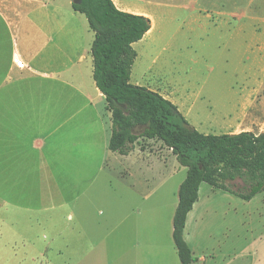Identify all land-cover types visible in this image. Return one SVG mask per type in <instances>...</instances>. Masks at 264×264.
<instances>
[{
	"label": "rangeland",
	"instance_id": "1",
	"mask_svg": "<svg viewBox=\"0 0 264 264\" xmlns=\"http://www.w3.org/2000/svg\"><path fill=\"white\" fill-rule=\"evenodd\" d=\"M115 4L156 21L155 40L146 36L133 46L131 84L171 98L181 114L187 110L182 106L194 102L187 122L199 129L204 126L200 119L207 118L206 100L240 107L250 104L252 110L246 114L223 117L217 123L220 133L264 131L260 107L264 105V0H115ZM56 5L63 19H71L66 13L71 14L75 25L82 24L90 32L87 36L92 35L85 17L73 13L69 0H56ZM30 67L38 70L43 65L35 62ZM65 75L69 79L70 73ZM13 78L22 85H14L12 98L16 103L30 102L22 124L27 134L41 137L44 147L40 164L35 159V163L12 165L9 162L22 153V140L5 129L1 132L0 264H120L133 256L142 264H180L170 232L186 168L172 152L160 141L142 140L137 143L143 151L140 170L138 160L129 165L130 176L126 165H102L110 153L104 101L96 99L90 88L84 98L64 90L54 73L44 76L45 82L15 67ZM21 110L14 108V116H20ZM229 187L244 191L238 179ZM258 196L250 206L255 214L249 219L245 214L243 222L240 208L239 227L233 229L239 238L246 237L248 222L262 221L264 191ZM226 219L217 229L218 243L232 237ZM136 240L140 244L131 250Z\"/></svg>",
	"mask_w": 264,
	"mask_h": 264
},
{
	"label": "crops",
	"instance_id": "2",
	"mask_svg": "<svg viewBox=\"0 0 264 264\" xmlns=\"http://www.w3.org/2000/svg\"><path fill=\"white\" fill-rule=\"evenodd\" d=\"M112 1L116 6L114 0ZM122 6L123 4L121 6H116V8L125 11ZM73 13L77 14L75 12ZM132 14L143 15L151 21L150 30L139 42L142 43L143 40L149 36L155 40L153 35L156 31V21L153 17L140 13ZM62 16L63 12L60 8L58 9L56 0H0V135L5 129L8 135L14 133L15 138L22 140L20 146L22 148V153L14 154L18 158H16V161L13 163L9 162L12 165L16 164L23 166L27 164L28 160L35 163V159L40 164L43 161L40 157L41 149L44 147L41 137L37 133L27 134L26 125L22 124L26 123L25 112H28L27 107L30 102L28 103L27 100L19 99L16 103L12 98L14 95L12 91L14 85L18 83L17 85L19 86L22 83L21 80L16 82V79L13 78L15 67L20 70H29L30 74L43 78L45 82L47 80L44 76L54 73L57 78V83H59L64 90L68 88L69 91L71 90L84 98L83 96H85L86 90L90 88V92L96 99L104 101L103 96L96 89L92 80L90 47L94 34L91 32L92 35L87 36V33L90 34V32L85 30L82 24L80 27H77L74 22V16L71 14L66 13V16L72 20H65ZM135 44H133L132 47ZM15 60L21 62L23 66L21 68L17 67ZM35 62H38L39 66L43 65V67L38 68L39 71L30 67L35 64ZM80 67H84V71L77 74V70ZM48 71H50V73H47ZM66 73H70V80L66 79ZM233 90V86H231L230 91L232 92ZM164 98L171 101L178 108V104L174 100L169 97ZM62 102L64 103V100H62ZM87 102L88 104H92L90 100H87ZM92 102L94 101L92 100ZM220 102H222V104H220ZM228 103L229 102L224 100L214 104L206 100L203 104V108L207 112V118H205V120L200 119L199 121V123H203L204 126L200 125V129L196 127L198 130L193 125L192 127L204 135H222L223 133H220L221 128L217 123L223 120V117L239 114V112L246 114L248 111L252 110L250 104L240 107ZM182 107L187 109L186 112L182 114L187 120L195 108L194 102ZM199 107L201 108V105H199ZM260 107L264 113V105ZM14 108L22 109L18 112L20 116H14ZM80 110L77 111L76 114H78ZM35 116L37 115H33V117ZM110 117V113L106 111L105 128L108 130L109 134L108 141L111 134ZM60 121V123L63 122L61 119ZM98 121L103 128L104 125L100 116H98ZM4 122L6 126L3 125ZM35 122H37V120H35ZM212 122L213 125H210ZM240 132L243 131L224 134H237ZM262 132L264 131L259 133ZM26 140H30V142H26ZM142 140H145V142L149 144L154 141L145 138L138 139L134 143L133 149L125 156L108 152L109 159L105 160L102 165L108 166V163L111 165L112 162L126 165V175L130 176L128 172L132 170H130L131 167H129V165H135L138 160L140 161V170V164L143 162V151L139 148L137 143H144ZM36 152L38 153L35 154ZM149 153L152 154V151ZM217 191L221 193L219 194ZM258 197L257 194L250 200L245 201L230 193L212 188L205 183L200 184L197 200L186 216L183 231V239L188 245L194 259L192 264H264V211L262 213L261 222H248L245 226L244 230L246 237L239 238L237 232H233V229L235 231L239 227L240 208H242L244 212L241 221L245 214L249 219L255 214L250 209V206L253 200H256ZM224 218H227L225 225L231 229L232 237L227 243H218L216 240L218 237L217 229L222 226ZM170 234L172 238V229ZM149 241L153 242L152 240ZM139 244V241L136 240L134 245L132 244L131 250L137 249ZM119 263L142 264L136 256L129 259H121Z\"/></svg>",
	"mask_w": 264,
	"mask_h": 264
},
{
	"label": "trees",
	"instance_id": "3",
	"mask_svg": "<svg viewBox=\"0 0 264 264\" xmlns=\"http://www.w3.org/2000/svg\"><path fill=\"white\" fill-rule=\"evenodd\" d=\"M71 10L85 17L94 34L90 47L92 80L111 117L107 149L127 155L140 139L160 141L186 168L178 187L172 218V241L180 264L194 259L183 239L186 216L198 197L200 184L250 200L264 191V132L204 135L161 94L130 83L136 59L132 45L150 30L151 21L116 8L112 0H69ZM244 183L234 191L229 183Z\"/></svg>",
	"mask_w": 264,
	"mask_h": 264
},
{
	"label": "built area",
	"instance_id": "4",
	"mask_svg": "<svg viewBox=\"0 0 264 264\" xmlns=\"http://www.w3.org/2000/svg\"><path fill=\"white\" fill-rule=\"evenodd\" d=\"M16 66L21 68L23 66V64L21 62H16Z\"/></svg>",
	"mask_w": 264,
	"mask_h": 264
},
{
	"label": "bare ground",
	"instance_id": "5",
	"mask_svg": "<svg viewBox=\"0 0 264 264\" xmlns=\"http://www.w3.org/2000/svg\"><path fill=\"white\" fill-rule=\"evenodd\" d=\"M114 2H115V0H114ZM152 32H153V30H152ZM136 44H137V43H136ZM138 44H140V42H139ZM138 44H137V45H138ZM15 61L17 62V60H15Z\"/></svg>",
	"mask_w": 264,
	"mask_h": 264
}]
</instances>
